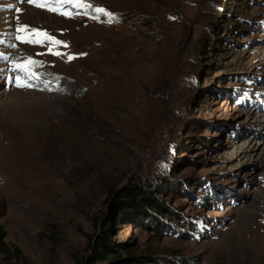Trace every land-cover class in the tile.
<instances>
[{
	"label": "rangeland",
	"instance_id": "374dc122",
	"mask_svg": "<svg viewBox=\"0 0 264 264\" xmlns=\"http://www.w3.org/2000/svg\"><path fill=\"white\" fill-rule=\"evenodd\" d=\"M81 2L0 0V223L18 264H108L91 258L106 233L119 264H264V0ZM34 32L59 43L16 39ZM131 183L157 198L125 216Z\"/></svg>",
	"mask_w": 264,
	"mask_h": 264
},
{
	"label": "trees",
	"instance_id": "16d2710c",
	"mask_svg": "<svg viewBox=\"0 0 264 264\" xmlns=\"http://www.w3.org/2000/svg\"><path fill=\"white\" fill-rule=\"evenodd\" d=\"M156 194H157L156 191L153 192L151 189L143 187L140 184L131 183L128 184L126 187L122 188L121 190H118L114 194V199L119 201L122 200V202H124L123 207L127 209L124 210L123 215L124 213L125 216H127V214L130 213L131 215L134 214L138 215V214H142L144 211L142 208H140L141 205H142L141 207H144V209L145 208L148 209V205L151 206L152 204H155V201H153V199L157 198ZM129 202H133V204L126 206L125 204ZM114 207L116 208L117 206ZM3 216H4V204L0 200V219ZM111 218L112 217H110L109 220H112ZM109 235H110L109 233H106L105 235L101 236L100 240L96 241L97 247L96 250H94L93 256H91V258L94 261H104L108 264H119L120 254L107 253V250H110V248L107 246L108 244L107 239ZM6 237H7V232L5 230V227L0 223L1 261L4 264H18L20 262H24L25 259L21 253V250L17 248L15 245L8 243L6 241ZM128 253L130 254L131 251H128Z\"/></svg>",
	"mask_w": 264,
	"mask_h": 264
},
{
	"label": "snow or ice",
	"instance_id": "6c2138e0",
	"mask_svg": "<svg viewBox=\"0 0 264 264\" xmlns=\"http://www.w3.org/2000/svg\"><path fill=\"white\" fill-rule=\"evenodd\" d=\"M27 2L35 4L36 7H48L49 11H60L59 5L68 4V3L72 4L74 7H77V8L88 7V5L82 4L81 0H57V6L56 7H53V6H50L48 4H44V3H37V0H27ZM95 11H96V13L98 15L109 16L110 17L109 22H111V20L114 19V17H112L110 13L105 12V10L103 8H96ZM60 14H62V15H71V13H69V12H61ZM26 31H27V29L24 28V27H21V28L17 29V32H20V33H24ZM31 35L37 37V39L35 41H33L31 39H27L26 37H24L22 35H17L16 39L20 40L21 42H26V43H32V42L40 43L41 39H39V38H44V39L49 40L53 44L59 43L58 41L53 40V38L47 36L46 33L34 32ZM49 51H51V49ZM53 54L61 55L60 53H53ZM71 59H73V57H69V60H71ZM32 63H34V61L29 60V61L26 62L25 65H17V67L24 68V67L27 66V64H32ZM17 86L18 87H27L29 85H26V84H24V83H22L20 81H17Z\"/></svg>",
	"mask_w": 264,
	"mask_h": 264
},
{
	"label": "bare ground",
	"instance_id": "6f19581e",
	"mask_svg": "<svg viewBox=\"0 0 264 264\" xmlns=\"http://www.w3.org/2000/svg\"><path fill=\"white\" fill-rule=\"evenodd\" d=\"M123 94V93H122ZM119 96V95H118ZM261 147V146H260Z\"/></svg>",
	"mask_w": 264,
	"mask_h": 264
}]
</instances>
